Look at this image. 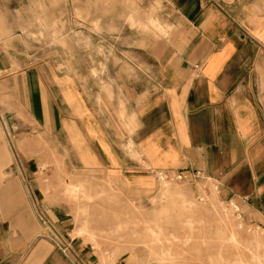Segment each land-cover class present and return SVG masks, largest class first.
<instances>
[{"label": "crops", "instance_id": "0c3cea01", "mask_svg": "<svg viewBox=\"0 0 264 264\" xmlns=\"http://www.w3.org/2000/svg\"><path fill=\"white\" fill-rule=\"evenodd\" d=\"M154 2L177 29L157 64L132 65L129 50L103 79L46 64L3 77L0 56V99L72 154L67 168L130 196L159 174L199 173L264 228V0ZM24 136L13 152L0 134V264H119L71 239L66 206L39 176L37 138Z\"/></svg>", "mask_w": 264, "mask_h": 264}, {"label": "rangeland", "instance_id": "374dc122", "mask_svg": "<svg viewBox=\"0 0 264 264\" xmlns=\"http://www.w3.org/2000/svg\"><path fill=\"white\" fill-rule=\"evenodd\" d=\"M166 20L154 0H0V56L8 69L3 77L46 64L103 79L129 50L132 65H155V55L176 44L170 39L177 29ZM24 124L10 100L0 99V134L9 150L15 152L23 133L24 139L29 133L37 138L39 176L46 193L66 206L71 239L105 260L264 264V228L250 222L240 203L224 200L213 182L159 174L151 190L130 196L94 174L67 168L72 154L62 147L53 152Z\"/></svg>", "mask_w": 264, "mask_h": 264}, {"label": "built area", "instance_id": "2783aa9c", "mask_svg": "<svg viewBox=\"0 0 264 264\" xmlns=\"http://www.w3.org/2000/svg\"><path fill=\"white\" fill-rule=\"evenodd\" d=\"M161 175H163V174H161ZM165 175L166 176L170 175V176L176 178L177 180H183L184 178H189L188 176H185L182 173H180V174H173V175H171V174H165ZM194 178H203V176L198 173L196 176H194Z\"/></svg>", "mask_w": 264, "mask_h": 264}]
</instances>
